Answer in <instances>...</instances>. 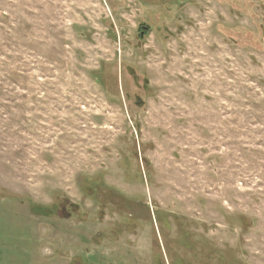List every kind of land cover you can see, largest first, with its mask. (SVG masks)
<instances>
[{
    "label": "rangeland",
    "instance_id": "rangeland-1",
    "mask_svg": "<svg viewBox=\"0 0 264 264\" xmlns=\"http://www.w3.org/2000/svg\"><path fill=\"white\" fill-rule=\"evenodd\" d=\"M0 264H264V0H0Z\"/></svg>",
    "mask_w": 264,
    "mask_h": 264
},
{
    "label": "flooded vegetation",
    "instance_id": "flooded-vegetation-1",
    "mask_svg": "<svg viewBox=\"0 0 264 264\" xmlns=\"http://www.w3.org/2000/svg\"><path fill=\"white\" fill-rule=\"evenodd\" d=\"M141 35H144V32H142V34Z\"/></svg>",
    "mask_w": 264,
    "mask_h": 264
}]
</instances>
